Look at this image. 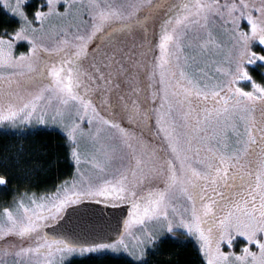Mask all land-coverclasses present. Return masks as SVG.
Masks as SVG:
<instances>
[{
    "label": "snow or ice",
    "instance_id": "6c2138e0",
    "mask_svg": "<svg viewBox=\"0 0 264 264\" xmlns=\"http://www.w3.org/2000/svg\"><path fill=\"white\" fill-rule=\"evenodd\" d=\"M0 13V136L15 140L0 143V191L17 186L0 264H152L181 236L192 264H264V0ZM44 133L62 157L20 143Z\"/></svg>",
    "mask_w": 264,
    "mask_h": 264
},
{
    "label": "trees",
    "instance_id": "16d2710c",
    "mask_svg": "<svg viewBox=\"0 0 264 264\" xmlns=\"http://www.w3.org/2000/svg\"><path fill=\"white\" fill-rule=\"evenodd\" d=\"M2 15V13H0ZM25 49L21 48L19 51ZM36 141L35 144L32 142ZM0 143H15V140L10 136H0ZM20 143H24L28 147H35L40 151L48 154H55L58 157L64 155L63 138L56 133H44L40 136L30 137L28 140H21ZM47 145L45 148L44 146ZM69 169L66 164H63L60 169V175H66ZM53 178L47 176L41 181V190L44 187H50L53 183ZM17 186L15 184L10 185L7 191H0V204L10 202L12 195L16 192ZM20 192L25 191L24 187H20ZM33 190H36L33 188ZM182 246L176 247L172 242H166L161 246V250L164 255H158L153 258L152 264H192L195 258V249L190 242L184 241L183 237H180ZM128 258L122 255H112L108 259H75L72 264H127Z\"/></svg>",
    "mask_w": 264,
    "mask_h": 264
},
{
    "label": "rangeland",
    "instance_id": "374dc122",
    "mask_svg": "<svg viewBox=\"0 0 264 264\" xmlns=\"http://www.w3.org/2000/svg\"><path fill=\"white\" fill-rule=\"evenodd\" d=\"M36 2H38V0H33V3L35 4ZM240 243H243V241L242 240H240L238 243H237V250H238V248H239V246H240ZM122 256H124L123 254H121Z\"/></svg>",
    "mask_w": 264,
    "mask_h": 264
}]
</instances>
